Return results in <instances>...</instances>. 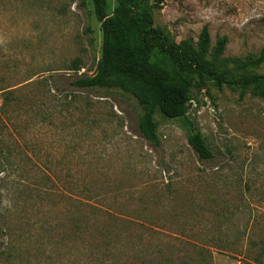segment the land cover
<instances>
[{
  "label": "rangeland",
  "instance_id": "374dc122",
  "mask_svg": "<svg viewBox=\"0 0 264 264\" xmlns=\"http://www.w3.org/2000/svg\"><path fill=\"white\" fill-rule=\"evenodd\" d=\"M153 16L177 45L207 26L227 80L264 75L245 64L264 0H162ZM102 44L93 0H0V264H264V87L192 74L185 116L156 112L155 144L135 95L72 84Z\"/></svg>",
  "mask_w": 264,
  "mask_h": 264
},
{
  "label": "trees",
  "instance_id": "16d2710c",
  "mask_svg": "<svg viewBox=\"0 0 264 264\" xmlns=\"http://www.w3.org/2000/svg\"><path fill=\"white\" fill-rule=\"evenodd\" d=\"M161 1L149 4L148 0H118L113 11L108 12L107 0H93L95 13L101 20L102 56L94 77H79L72 82L74 86L87 89L113 85L135 95L144 110L139 122L141 132L155 144H159L156 112L168 118L185 116L191 100L192 74L207 75L230 86L264 87V75L241 74L227 80L214 70L206 58L210 46L207 26L202 29L196 47L171 42L166 33L154 25L153 9ZM226 39L220 40L221 47ZM249 57L246 65L261 63L264 47L256 58ZM189 142L201 158L212 157L200 132L189 133Z\"/></svg>",
  "mask_w": 264,
  "mask_h": 264
}]
</instances>
